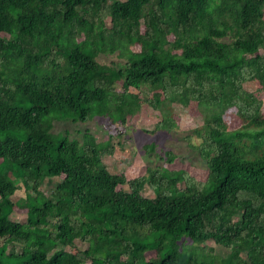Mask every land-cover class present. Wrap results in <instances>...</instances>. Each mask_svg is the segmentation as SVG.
<instances>
[{
	"label": "trees",
	"instance_id": "obj_1",
	"mask_svg": "<svg viewBox=\"0 0 264 264\" xmlns=\"http://www.w3.org/2000/svg\"><path fill=\"white\" fill-rule=\"evenodd\" d=\"M115 53L118 68L97 60ZM130 89L204 113V180L168 168L170 151L128 180L107 170L108 142L51 132L94 117L124 131ZM263 94L264 0H0V264H264ZM175 128L163 110L155 130Z\"/></svg>",
	"mask_w": 264,
	"mask_h": 264
},
{
	"label": "rangeland",
	"instance_id": "obj_2",
	"mask_svg": "<svg viewBox=\"0 0 264 264\" xmlns=\"http://www.w3.org/2000/svg\"><path fill=\"white\" fill-rule=\"evenodd\" d=\"M263 54V52H262ZM98 62L112 65L118 68L119 64L125 63V60L118 56V53L112 55H99ZM244 88L249 91H255L254 83H245ZM133 94H139L142 99L139 112L133 117H128L127 126L124 131L117 134H111L112 122L107 118L94 117L89 121L74 123L70 120L54 121L51 132L53 134L67 132L71 139L81 140L85 131H89L98 143L108 142L109 146L103 153V161L107 170L112 174H123L126 179H134L147 175V168H161L165 161V152H172L178 161L169 166L171 169H186L199 180L206 177L205 162L199 157L195 147L199 144V139L192 134L196 128H200L204 122V113H201L195 106L185 107L179 103L164 102L159 109H153L145 100L150 97L147 89H130ZM261 111L264 117V94ZM167 107V108H166ZM163 110H168L171 117L176 119V128L170 132L156 131L157 122L162 119ZM190 139H187V137ZM154 145V151L147 152L146 145ZM61 178L46 179L41 187L46 196H50L51 191ZM128 191L127 187H123ZM142 193L148 198H154L153 191L145 185ZM25 198V192L21 184L11 196L13 202ZM10 219L16 222L24 223L26 221V212L20 209L14 210ZM80 248H86V244L76 242ZM207 249L212 248L213 253L219 257H225L228 250L213 242H207ZM12 248L9 247L8 251ZM20 246L16 245L15 251H19ZM150 256V253L146 254Z\"/></svg>",
	"mask_w": 264,
	"mask_h": 264
}]
</instances>
